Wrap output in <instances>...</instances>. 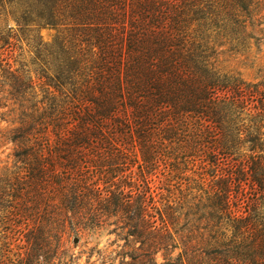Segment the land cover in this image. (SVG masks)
I'll return each instance as SVG.
<instances>
[{
    "label": "trees",
    "instance_id": "16d2710c",
    "mask_svg": "<svg viewBox=\"0 0 264 264\" xmlns=\"http://www.w3.org/2000/svg\"><path fill=\"white\" fill-rule=\"evenodd\" d=\"M0 136V264H264V0H0Z\"/></svg>",
    "mask_w": 264,
    "mask_h": 264
},
{
    "label": "rangeland",
    "instance_id": "374dc122",
    "mask_svg": "<svg viewBox=\"0 0 264 264\" xmlns=\"http://www.w3.org/2000/svg\"><path fill=\"white\" fill-rule=\"evenodd\" d=\"M54 34V29L50 27H43L40 29V35L43 41H50ZM221 66L225 72L230 75L239 76L246 81L259 80L257 63L242 62L240 59H235L228 55L222 57ZM12 147L13 145L0 136V172L5 166H8L12 162ZM128 243L133 245V237L119 233H107V231H101L100 233H90L87 237L81 239L79 242L74 243L70 240L71 248L66 253L65 264H108L107 261H103L98 258L96 253L91 255L90 249L93 250L102 249L104 251L114 250L115 264L119 256H116L118 252L124 253L128 251V248L122 246ZM162 261L159 256L158 263Z\"/></svg>",
    "mask_w": 264,
    "mask_h": 264
},
{
    "label": "water",
    "instance_id": "95a60500",
    "mask_svg": "<svg viewBox=\"0 0 264 264\" xmlns=\"http://www.w3.org/2000/svg\"><path fill=\"white\" fill-rule=\"evenodd\" d=\"M73 242H74V243H77V242H78V239H77V238H74V239H73Z\"/></svg>",
    "mask_w": 264,
    "mask_h": 264
}]
</instances>
